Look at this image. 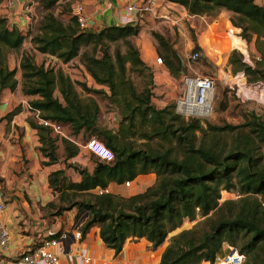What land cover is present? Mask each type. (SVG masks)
I'll return each mask as SVG.
<instances>
[{"label": "trees", "instance_id": "obj_1", "mask_svg": "<svg viewBox=\"0 0 264 264\" xmlns=\"http://www.w3.org/2000/svg\"><path fill=\"white\" fill-rule=\"evenodd\" d=\"M183 7L195 17L217 18L221 10L232 13L230 22L239 37L259 55L247 64L236 50L229 52L227 65L233 75L243 72L249 85L264 83V6L256 0H166ZM67 0H40L43 14L36 28L27 34L18 30L7 17H0V98L13 93L17 85L39 117L68 130V139L51 129L27 120L36 131L42 166L58 163L48 175L55 201L48 203L54 215L75 210L74 226L80 241L97 227L103 245L118 255L128 239H144L155 250L164 245L158 264L214 263L237 249L242 264H264V121L254 112L234 104L228 112L222 88L213 100L209 119H184L174 112V104L156 109L151 105L153 81L150 68L141 60L130 39L140 30L137 25L107 26L85 34L77 26L72 11L55 15L52 9ZM68 5V4H67ZM162 62L174 77L183 71L180 57L171 44L152 31ZM29 37L34 50L61 64L78 59L92 81L105 87L108 94L73 81L60 68L35 64L28 55L16 70L7 66V53L19 50ZM201 49L195 45L192 52ZM146 76V77H145ZM138 79L139 82H135ZM106 101L108 113L118 115L115 128L100 123L101 109L92 97L83 98L76 87ZM233 94L230 100L234 102ZM241 110V111H239ZM17 109L3 118L9 122ZM227 113L238 118L229 123ZM219 120H218V119ZM89 139H95L114 156L111 163L90 159L91 171L68 160L79 153ZM81 140L83 144H77ZM79 176L74 182L67 173ZM154 174L155 182L143 192L122 196L117 187L132 183L138 176ZM114 186V188H110ZM125 187V186H124ZM108 189L98 194L97 190ZM236 192V199L221 201V193ZM200 220L189 229L185 221ZM76 226V227H77ZM61 232L43 240L60 239ZM41 241L34 244L36 248Z\"/></svg>", "mask_w": 264, "mask_h": 264}, {"label": "crops", "instance_id": "obj_2", "mask_svg": "<svg viewBox=\"0 0 264 264\" xmlns=\"http://www.w3.org/2000/svg\"><path fill=\"white\" fill-rule=\"evenodd\" d=\"M134 1L138 0H106L104 2L98 0H67V2L73 3L71 9L77 3H81L84 6L88 17V27L92 30H99L107 26H119L124 6ZM24 2L25 0H15V8L11 13L12 15L8 14L6 16L15 20L14 23L16 25V22H18L21 27H25L28 16L22 10ZM256 3L264 6V0H256ZM159 6V13L169 16V20L147 18L144 22L140 23L141 30L139 34L130 39L133 46L139 51L141 60L152 72L153 96L151 105L156 109H162L167 105L174 104L179 81L167 71L164 62L162 64L155 62L156 55L161 54V52L155 40L150 37L152 31L158 32L161 35H163V28H166L165 31L168 30L169 33L176 31L178 42L171 44V48L180 57L183 69L186 67V64L177 49L178 43L186 47L198 45L201 49V60H204L208 59L204 50L206 46L205 41L214 38V40L220 43L221 47H228L227 54L223 55L226 64L230 51L238 49L239 46L245 47L239 37V29L233 27L230 22L232 13L226 10H221L217 18L210 22L206 17L190 16L183 7L166 0H161ZM173 18L177 21L176 26L172 25L171 19ZM198 28H202L199 33L197 32ZM193 30H195L196 36L194 45L190 41V33ZM238 50L244 59L243 52L240 49ZM40 56L55 62L51 57L41 54ZM207 62L211 64L210 61ZM58 66L71 80L83 82L87 87L101 90L108 94L105 87L96 85L92 81L79 63L76 65L72 63H60ZM71 67L74 69H71ZM225 69L226 73H230L228 65L225 66ZM188 70L191 74L196 72L190 65L188 66ZM17 73L20 75L19 69ZM183 73L186 74L185 71H181L179 75L182 76ZM214 77L218 80L216 74ZM257 87L258 85L254 88ZM250 89L248 87L245 90L242 102L255 101L264 105V87L259 89L261 93L258 94L259 97H255L256 95L252 94ZM76 91L83 98L92 97L96 100L101 109V125L108 128H115L117 126L118 115L115 114V110H113V113L107 112V103L104 99H101L99 96H91L83 92L78 86L76 87ZM29 100H31L30 97L23 96L20 102H28ZM28 119L35 121L33 115L25 110V106L22 103L17 113L9 122L11 126H14L16 130L21 132L19 136H13L11 142L9 139L11 134L6 139L3 138L4 135H2L0 127V198L6 205L4 212L0 214V221L8 227L10 232V244L8 248L5 251L0 250V264H14L34 244L56 232H61L62 235L66 236V239H58L59 245L55 249V252L65 264H85L84 260L87 258L90 259L88 264H100L101 262L107 264H158L160 255L168 244V240L163 246L152 250L151 245L144 239H128L122 251L118 255H115L113 250L107 249L103 245L97 227L92 228L82 237L81 241H76L73 238V233L77 226H74L76 211L70 210L62 212L60 215H54L47 206L48 203L55 201L56 198V195L49 188L48 175L55 170L64 169L65 166L61 163V159L58 163L49 166L41 165V162L46 160L41 158L37 152V147H39L38 137L36 131L28 127ZM62 132L64 138L68 139L65 136L68 130L62 128ZM82 146L78 155L68 160L67 163H76L79 166L85 167L88 160L90 161V159L95 158L83 149ZM80 155L81 160L77 159ZM70 178L74 182L79 181V176L75 173ZM154 182V174L140 175L131 183L134 187L127 191L128 194L126 196L141 193L146 188L152 186ZM120 187H117V189ZM110 188L113 189L114 186ZM116 193L125 196V194L119 191ZM199 220L197 218L194 222L185 221L182 227L171 233L169 237L182 229L191 228ZM35 264L45 263L39 261Z\"/></svg>", "mask_w": 264, "mask_h": 264}, {"label": "built area", "instance_id": "obj_3", "mask_svg": "<svg viewBox=\"0 0 264 264\" xmlns=\"http://www.w3.org/2000/svg\"><path fill=\"white\" fill-rule=\"evenodd\" d=\"M4 9L6 14H11L15 8V0H3ZM104 2L106 0H98ZM161 0H138L130 2L124 6L123 14L120 19V25H137L144 22L147 18L156 20H169V16L159 13ZM35 5V0H25L22 10L27 15L31 13L32 7ZM12 15V14H11ZM72 15L74 16L77 26L80 30L88 29V17L84 6L81 3H77L72 8ZM9 20L14 23L12 18ZM172 25H177L176 19H171ZM15 24V23H14ZM53 59V58H52ZM201 59V52H192L188 57L189 63H196ZM55 60V59H54ZM60 64V62L56 61ZM155 62L162 64V59L156 57ZM57 64V68H60ZM61 69V68H60ZM189 69H191L189 67ZM192 70V69H191ZM193 71V70H192ZM233 88L235 89V95L239 100L243 101V94L249 87L247 85V78L243 72L238 73L234 77ZM217 79L214 76L202 75L197 72L183 73L180 79L179 94L174 100V112L183 117L184 119H209L212 113L213 100L215 99V86ZM232 88V87H231ZM232 88V89H233ZM25 106V110L33 115L35 121L44 127L52 130L53 133L63 136L62 128L48 120L41 119L38 111H32L28 102H22ZM21 103V104H22ZM83 149L88 151L96 159L103 163H111L114 160L113 153L106 148L102 143L95 139L87 140L82 146ZM129 188L131 183L124 184ZM108 189H98L97 193H108ZM5 203L0 198V214L5 210ZM80 225L76 227L73 233V238L76 241H80ZM60 239H66L65 235H62ZM10 244V232L8 227L0 221V250L5 251ZM59 245V240H41V244L34 249H29L22 254L14 264H35L39 261L45 264H65L58 254L55 252L56 247ZM244 256L235 248L228 247L227 252L217 257L212 264H242ZM90 259L84 260L85 264H88ZM100 264H107L101 262Z\"/></svg>", "mask_w": 264, "mask_h": 264}, {"label": "rangeland", "instance_id": "obj_4", "mask_svg": "<svg viewBox=\"0 0 264 264\" xmlns=\"http://www.w3.org/2000/svg\"><path fill=\"white\" fill-rule=\"evenodd\" d=\"M39 1L40 0H35V5L32 7L31 13L28 14V16L26 15L27 16V23H26L25 27H21V25L18 22H16L17 25L14 24L15 27L18 30H20L23 34H27L28 31H30L29 29L36 28V25H37L40 17L43 14V10H42L41 6H37V3L39 4ZM67 4L66 3H59L56 7H54V9H52V12L55 15L60 16V13H62V12H66L69 10L71 11L72 10L71 7H72L73 3L69 2ZM6 16H7V14H6L5 9H4V1L0 0V17H6ZM13 21L15 22V20H13ZM208 21L211 22V20H208ZM228 28L231 29L229 26H228ZM165 29L166 28H163L162 34L165 37V39L167 40V42L170 44L177 43L178 42V38H177L178 36H177L176 31H174V33H169V31L168 30L165 31ZM201 30H202V28H198L197 32L199 33V32H201ZM194 31L195 30H193L190 33V41H191V44H193V45H194V40L196 38ZM150 37H152L151 34H150ZM205 42H206V46L204 47V50H205V54L208 57V59H204V60L200 59L196 63H189V64H188V57L191 55L194 46L192 47L190 45V46L186 47L185 45L178 43L177 49L181 53V55H182L181 57L185 61V64H186V67L183 69V71L190 74V72L188 70V66L190 65L199 74L209 75V76H214L216 74L218 76V80L216 81V86H215V98L219 95V92L222 88H226V90L230 91V93H232L234 96L233 97L234 102H232L230 100V97L232 96V94L226 96V100L228 102V112L230 111L231 107L234 104H240L241 109L246 110V111H250V112L251 111L254 112L258 117L262 118V120L264 121V105L263 104L257 103L255 101H249V102L243 103L235 95V89L233 88L234 87L233 83L235 81L234 77L240 72H238L235 75H233L231 73V71H230V73H226L225 66L227 64L225 62L223 55L227 54L228 47H221L220 43L217 42L216 40H214V38L209 40V41L206 40ZM243 43H244L245 47L239 46L238 49H240L243 52V55L245 56L244 61L247 64L252 66L253 61L256 60L254 58L255 57L259 58V55L256 54L254 51H252L251 48H249L248 45L244 41H243ZM238 49H235V50L239 51ZM22 55H28V57H30L31 60L37 65L42 64V65L47 66L48 68H52V67L57 68L56 62L47 60L46 58L40 56V54L34 50L32 44L30 43L28 36L24 40V42H23V44L19 50L9 51L7 53V66L10 70L15 69L16 71H18L19 62H20ZM156 57H162V56L160 54H157ZM207 61H210L211 64H209ZM77 63H79L78 59L74 60V62L72 64L76 65ZM67 69H69V68H67ZM71 69H74V68L71 67ZM174 77L179 81V83L177 84V94H176V96H177L180 92L179 87H180L181 76L178 75V76H174ZM15 79L18 82L20 81V75L17 72L15 75ZM135 82L138 83L139 80L136 79ZM263 84L264 83H260V84H258L257 88H254L256 86H253V84L249 85V83H247V85H249V87L251 88L250 89L252 91L251 93L256 95L255 97H259L258 94H261L259 89H261V87H264ZM22 99H23V95H22L21 90H20V85H17V88L13 93H5V95H2V97L0 98V118H1L0 127H1V131H2L1 133H3L2 135H4L3 138H5V139L7 137H9V135L11 134V136L9 138L10 142H11L13 136H15V135L19 136L21 132L19 130H16V128L14 126H11L9 121L3 117L12 111H15L16 109L18 110L20 108V105H21L20 101ZM239 111H241V110H239ZM223 117L229 123H238L240 121L238 116L236 118H232V117L228 116L227 113H225ZM77 144L81 145V144H83V142L81 140H77ZM79 149L81 150V148H79ZM82 151H84V150H82ZM263 152H264V149H263ZM77 159L81 160L82 159L81 155ZM75 165H78V164L75 163ZM92 166H93V164L88 160V163L85 166V168H87L89 171H91ZM80 167H84V166H80ZM68 173L70 176H72L74 174V172L72 170H68ZM133 187H134L133 184H131V186L129 188L122 186V187H120L114 191L115 192L119 191L122 194H125V196H126V194H128L127 191L132 189ZM236 194L237 193L234 191H232V192L223 191L221 193V201L227 200V199H236Z\"/></svg>", "mask_w": 264, "mask_h": 264}, {"label": "water", "instance_id": "obj_5", "mask_svg": "<svg viewBox=\"0 0 264 264\" xmlns=\"http://www.w3.org/2000/svg\"><path fill=\"white\" fill-rule=\"evenodd\" d=\"M94 31L92 30V29H85V30H83V33H85V34H92ZM115 110V109H114ZM0 123H1V118H0Z\"/></svg>", "mask_w": 264, "mask_h": 264}]
</instances>
